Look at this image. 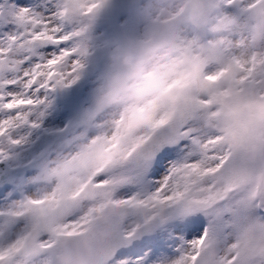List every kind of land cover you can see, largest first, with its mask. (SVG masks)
Segmentation results:
<instances>
[{
	"label": "snow or ice",
	"instance_id": "1",
	"mask_svg": "<svg viewBox=\"0 0 264 264\" xmlns=\"http://www.w3.org/2000/svg\"><path fill=\"white\" fill-rule=\"evenodd\" d=\"M102 3L0 0V164L79 79ZM196 18L136 102L96 98L70 138L0 178V264H264V0H204Z\"/></svg>",
	"mask_w": 264,
	"mask_h": 264
},
{
	"label": "rangeland",
	"instance_id": "2",
	"mask_svg": "<svg viewBox=\"0 0 264 264\" xmlns=\"http://www.w3.org/2000/svg\"><path fill=\"white\" fill-rule=\"evenodd\" d=\"M62 2L63 0H32L30 7L49 15L50 10ZM141 3L142 0H103L102 5L86 21L85 30L76 41V45L86 53L79 79L70 87L57 89L47 97V106L43 109V116L39 118L38 129L20 130L21 135H29L31 143L13 154L14 158L8 164L10 167L21 170V162L29 154H38L35 153L38 145L42 147L48 143L49 148H52L70 138L69 134L72 132L78 131L83 117L94 106L100 85L112 71L110 55L116 48L138 40L144 31ZM229 15L238 17L240 11L233 9ZM80 23V20H76L67 25V28L72 29ZM63 124L73 127V130L63 136L62 140L59 137L49 140L42 138L41 130H52Z\"/></svg>",
	"mask_w": 264,
	"mask_h": 264
},
{
	"label": "clouds",
	"instance_id": "3",
	"mask_svg": "<svg viewBox=\"0 0 264 264\" xmlns=\"http://www.w3.org/2000/svg\"><path fill=\"white\" fill-rule=\"evenodd\" d=\"M203 2L204 0H142L140 14L145 25L144 31L138 40L116 48L110 55L112 71L100 85L96 98H107L112 108L120 111L136 102V91L153 86V73L175 60L176 53L165 43V38L176 30L181 35L195 31L198 28L196 17L199 4ZM219 37L220 33L210 27L208 38ZM256 39L259 42V34ZM151 99L152 96H147L139 103L143 104L145 100Z\"/></svg>",
	"mask_w": 264,
	"mask_h": 264
},
{
	"label": "bare ground",
	"instance_id": "4",
	"mask_svg": "<svg viewBox=\"0 0 264 264\" xmlns=\"http://www.w3.org/2000/svg\"><path fill=\"white\" fill-rule=\"evenodd\" d=\"M64 123V121H63ZM73 130V127L71 126H64V124L59 127H55L54 129L52 130H41L40 133L42 135V138L45 139V140H49L53 137H59L60 139L59 140H62L63 136H65L67 133L69 132H72ZM46 149H50L49 148V144H45L41 147L40 151H45Z\"/></svg>",
	"mask_w": 264,
	"mask_h": 264
},
{
	"label": "water",
	"instance_id": "5",
	"mask_svg": "<svg viewBox=\"0 0 264 264\" xmlns=\"http://www.w3.org/2000/svg\"><path fill=\"white\" fill-rule=\"evenodd\" d=\"M12 171H19V169L0 164V178H3L7 173Z\"/></svg>",
	"mask_w": 264,
	"mask_h": 264
}]
</instances>
